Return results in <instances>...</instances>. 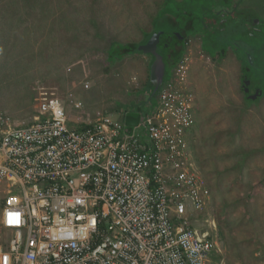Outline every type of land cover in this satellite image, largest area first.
<instances>
[{"label": "built area", "instance_id": "built-area-1", "mask_svg": "<svg viewBox=\"0 0 264 264\" xmlns=\"http://www.w3.org/2000/svg\"><path fill=\"white\" fill-rule=\"evenodd\" d=\"M187 63L182 55L132 126L101 109L72 125L44 93L25 122L0 112V222L10 232L0 264H208L217 227L188 139Z\"/></svg>", "mask_w": 264, "mask_h": 264}, {"label": "rangeland", "instance_id": "rangeland-1", "mask_svg": "<svg viewBox=\"0 0 264 264\" xmlns=\"http://www.w3.org/2000/svg\"><path fill=\"white\" fill-rule=\"evenodd\" d=\"M194 1L201 12L205 0ZM231 1L238 12L249 5L260 9L254 0ZM207 3L214 12L228 7L221 0ZM179 4L166 0V13L175 6L182 12ZM160 5L163 0H0V112L13 124L25 122L34 99L44 93L63 102L72 125L97 109L124 121L131 112L124 105L143 100L134 105L137 120L125 124L141 122L156 103L149 97L150 56L133 52L117 58L111 49L153 32L161 37V29L148 32ZM179 19L183 25L185 19ZM219 37L202 44L199 34L189 33L183 48L189 55L186 77L196 122L188 139L210 193L204 212L217 227L219 252L208 264H259L264 261V94L245 99L235 54L228 49L223 56L212 55V42L217 45ZM246 42L252 48L253 40ZM246 65L251 79L261 82L255 65L264 69V64L247 59ZM78 101L82 106L74 108ZM4 187L1 182L0 215L8 198ZM9 233L0 222V247Z\"/></svg>", "mask_w": 264, "mask_h": 264}, {"label": "trees", "instance_id": "trees-1", "mask_svg": "<svg viewBox=\"0 0 264 264\" xmlns=\"http://www.w3.org/2000/svg\"><path fill=\"white\" fill-rule=\"evenodd\" d=\"M178 2L179 1H176V3ZM197 4L199 3L194 0H180L179 5L181 7L182 12L180 11L177 12L176 10L177 6L174 5L175 6L174 11L172 13H166V9H167L165 7L166 0H163V5H160L161 8L160 7L158 8L157 13L154 15L151 21L152 29L148 32H153L156 30V28L158 29L157 31L161 29L162 31L161 37L165 38V40L163 39L159 42V51L162 54L163 63H164L163 79L169 77L171 65H174L180 59L181 52L184 50L183 48L185 44V39L189 35V33L194 34L196 31L197 32L200 31L202 37L201 38L202 44L204 40L206 39L209 40L210 38L211 39L214 38L216 32L212 31L211 25H212V19L215 17L214 16L215 14L213 11H211L208 8L207 0H205L203 4L204 9L201 12H199L198 7L196 6ZM194 12H196L197 15H194L195 14ZM206 15L209 17H205ZM180 17H183V19H185V23L183 25H180L181 22V19H179ZM223 30L224 33L220 35L219 41L217 42L218 44L215 45L212 42V54H213V49L215 50L218 46H220L222 49H225V46H227V44L230 45L234 41L235 45L239 43L240 46L238 47L240 48V50L243 48L244 45L245 54L243 53V55H241L240 51L237 52L238 59L241 62V65H246V60L248 58L250 59V61L252 60V64L254 65L264 64V36L260 38L251 37V39L253 40L252 48H250L251 45L248 46L249 48L248 47L246 48L245 43L241 42V37L240 39H238L239 41H237L236 39H232L234 38L232 34L234 33V35L238 36L242 34L241 30H238V28L236 27L234 28L225 27ZM146 34L147 33H145V35ZM168 35L173 36L174 42H176V44L178 45L180 43L179 42L180 40L183 41L180 47L181 48L180 51L178 52L177 55L173 56V58L170 56V53L168 52V48L164 45L165 42H168V40L166 39L167 37H169ZM225 36L229 37L230 39L227 40L223 39ZM142 39L143 38H141L140 40ZM135 43L137 42H125L122 44L120 43L113 44L111 49V54L112 55L114 54L117 58H119L129 53L130 54L133 52L138 53L134 49ZM148 65L150 64L148 63ZM255 67L261 71V73L260 71L259 73L261 74V79H262L261 84L263 87V94H264V69L257 65H255ZM149 91L151 92V86ZM3 205L4 203L2 202V207Z\"/></svg>", "mask_w": 264, "mask_h": 264}, {"label": "flooded vegetation", "instance_id": "flooded-vegetation-1", "mask_svg": "<svg viewBox=\"0 0 264 264\" xmlns=\"http://www.w3.org/2000/svg\"><path fill=\"white\" fill-rule=\"evenodd\" d=\"M221 1L224 4H226L228 7L226 9H224L223 12L221 11L222 13L216 12V10H215L216 13L213 11L215 14L214 15L215 17L212 19V25H211L212 31L216 32V34L221 35L224 33L223 29L225 27H230V28L236 27L242 31V34L236 36L233 33L232 36H234V38H232V39H236L237 41H239L238 39H240V37H241V42L245 43L246 48L249 46V44L246 42L247 39L251 40V37L260 38V37L264 36V17L259 14V12H264V0H254L260 4L259 10L254 5H249V7H242L239 12L236 9L237 3L233 4V2L231 0H221ZM237 2H239V0H237ZM251 9L253 10V13H252ZM246 10H250V14H248V12ZM194 34H196V35L199 34L200 38H202L200 31H198V32L196 31ZM168 36L169 37L166 38L168 40V42H165L164 45L168 48V52L170 53V56L173 58V56L177 55L178 52L180 51V49H181L180 47H181L183 41L180 40L179 41L180 43L178 45V44H176V42H174L173 36H171V35H168ZM243 37H245V39H243ZM160 38H162V37H160ZM163 39L165 40V38H162V40ZM227 39H230V38L226 37L225 40H227ZM217 40L219 41V39H217ZM159 42H160V39H159ZM159 42L157 44L158 49H159ZM231 44L235 45L234 41ZM230 45L227 44V46H225V49H222L220 46H218L213 51V54L217 53L219 56H223L227 52V50L230 49L235 54V56L239 62L240 88L242 89V91L244 93L245 99H249L250 101L254 100V99H250L248 96H251L255 92H258L256 94L255 98H259L263 94V87H262L261 82L253 81L251 79V77L248 75L247 66L241 65V62L238 59L237 52L240 51L241 55H243V53L245 54L244 45H243V48L241 49L242 51L238 47V46H240L239 43L236 44L237 46L236 45L230 46ZM245 89H247V90L245 91Z\"/></svg>", "mask_w": 264, "mask_h": 264}, {"label": "water", "instance_id": "water-1", "mask_svg": "<svg viewBox=\"0 0 264 264\" xmlns=\"http://www.w3.org/2000/svg\"><path fill=\"white\" fill-rule=\"evenodd\" d=\"M160 33L159 32H153L151 33L147 38L138 41L134 45V49L137 52L145 53L151 56V62L149 67V74L151 77V83L153 85L152 90L149 94L150 96H153L157 93V90L160 86V83L162 81L163 73H164V63H163V57L160 53L157 44L159 42ZM247 89H245L246 91ZM258 92H255L251 96H248L250 99H254L256 94ZM148 99V98H147ZM145 99V100H147ZM144 100V101H145Z\"/></svg>", "mask_w": 264, "mask_h": 264}, {"label": "crops", "instance_id": "crops-1", "mask_svg": "<svg viewBox=\"0 0 264 264\" xmlns=\"http://www.w3.org/2000/svg\"><path fill=\"white\" fill-rule=\"evenodd\" d=\"M144 100H145V98H144ZM142 101L143 100H140L138 103L137 102H135V103L140 105L142 103ZM135 103L132 102V103H129V105L128 104L124 105L125 108H127V109H129V111H131V112H127V114L122 118L123 120L125 118L127 123H129L131 120H133V122L135 120H137L136 118H134L135 114L137 115V113H135V110H133V109H138L137 106L134 107ZM122 110H123V108H122ZM125 120H124V122H125Z\"/></svg>", "mask_w": 264, "mask_h": 264}, {"label": "clouds", "instance_id": "clouds-1", "mask_svg": "<svg viewBox=\"0 0 264 264\" xmlns=\"http://www.w3.org/2000/svg\"><path fill=\"white\" fill-rule=\"evenodd\" d=\"M183 52H184V51H182L181 56H182V55H187V56H188V59H189V55H188V54H185V53H183ZM149 56H150V55H149ZM150 62H151V56H150V59H149V64H150ZM148 67H150V65H148ZM172 67H173V65H171V68H172ZM170 71H171V69H170ZM166 79H167V78H164V79H163V77H162V82H161V84H162L163 81L166 80ZM157 91H158V90H157ZM156 94H157V93H156ZM156 94L153 95L154 98H156V97H155ZM145 99H147V98L145 97ZM146 102H147V101H146ZM194 116H195V115H194ZM195 125H196V122H195Z\"/></svg>", "mask_w": 264, "mask_h": 264}]
</instances>
